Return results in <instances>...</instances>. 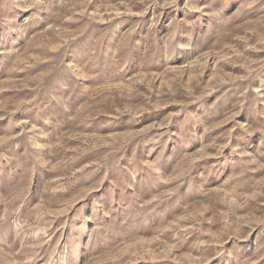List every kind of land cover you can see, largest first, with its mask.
<instances>
[{"label":"rangeland","instance_id":"1","mask_svg":"<svg viewBox=\"0 0 264 264\" xmlns=\"http://www.w3.org/2000/svg\"><path fill=\"white\" fill-rule=\"evenodd\" d=\"M0 264H264V0H0Z\"/></svg>","mask_w":264,"mask_h":264}]
</instances>
